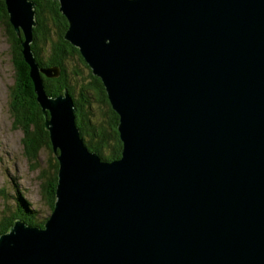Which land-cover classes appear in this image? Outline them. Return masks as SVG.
<instances>
[{
    "label": "water",
    "instance_id": "obj_1",
    "mask_svg": "<svg viewBox=\"0 0 264 264\" xmlns=\"http://www.w3.org/2000/svg\"><path fill=\"white\" fill-rule=\"evenodd\" d=\"M4 1L60 152L45 228L14 220L0 264H264V0H59L118 114L112 161L45 93L34 4Z\"/></svg>",
    "mask_w": 264,
    "mask_h": 264
},
{
    "label": "trees",
    "instance_id": "obj_2",
    "mask_svg": "<svg viewBox=\"0 0 264 264\" xmlns=\"http://www.w3.org/2000/svg\"><path fill=\"white\" fill-rule=\"evenodd\" d=\"M37 6H41V15L36 16L37 25L32 30V41L30 48L33 50L36 61L40 66L60 68L58 76H46L40 72V78L44 85V90L51 97L58 96L68 90L72 96L75 112V124L79 128L80 135L83 138L88 149L94 150L102 159L114 160L121 156L122 141L117 130L118 115L112 108L107 96L106 88L100 77L94 75L79 52L78 48L73 46L64 38L65 30L68 26L67 18L60 12L58 1L54 0H33ZM0 0V13L2 14L4 2ZM44 7V9L42 8ZM3 9V10H2ZM53 26V27H52ZM9 36L13 40L12 48L14 57H18V74L17 87L21 90V97L18 96L11 103L9 110L14 118V125L20 127L23 132L21 141L23 151L27 156L36 161L35 154L37 148L45 145L50 150L53 148L50 140L49 132L44 125L45 116L42 111V106L36 100V92L34 82L30 76L29 68L22 53L20 45L21 38L17 36L14 27L9 25ZM53 28V29H52ZM52 30V31H51ZM53 33V35H52ZM24 37V36H23ZM74 60L73 68L68 71L67 60ZM80 65V67L78 66ZM75 81L70 83L69 76ZM77 94L79 97H74ZM87 105L83 107V104ZM96 103L101 110L102 120L97 121L91 116L90 110L95 108ZM82 107H81V106ZM104 105L107 109H104ZM30 125L34 126V130H27ZM37 135V138L33 137ZM32 135V137H31ZM38 137L41 139L37 142ZM35 142H37L35 144ZM52 163V164H51ZM50 167L53 171H48V180L46 186L47 194L49 195L48 207L50 211L55 206V188L58 180L57 171L59 170L58 163L50 162ZM47 177V176H46ZM23 213L20 219L27 221V218L32 214L24 206ZM44 220L38 225L44 227ZM10 226V225H9ZM45 228V227H44ZM5 227L2 231H5Z\"/></svg>",
    "mask_w": 264,
    "mask_h": 264
},
{
    "label": "rangeland",
    "instance_id": "obj_3",
    "mask_svg": "<svg viewBox=\"0 0 264 264\" xmlns=\"http://www.w3.org/2000/svg\"><path fill=\"white\" fill-rule=\"evenodd\" d=\"M28 1L34 4L32 10L35 24L31 27V30H33L34 26L37 25L36 16L41 15L43 12H41V6H37L35 1ZM57 1L60 4L59 0ZM3 2L5 10L2 9L3 13H0V234H5L10 227L9 225H11L14 220L19 219L20 215L23 213L22 206L32 213L27 218L29 222H26L27 225L31 227H41L38 224L43 220V223H45L49 218L52 210L50 211L48 207L49 195L45 190L49 182L48 171H53V168L50 167L52 164H50V162L53 160V164L55 161L58 163L56 156H58L60 152L57 148L53 153L52 149L50 150L45 145H41L37 148L38 151L35 154V161L33 157L30 159L23 151V144L21 141L23 132L20 127L14 125V118L9 110L13 100L18 96L21 97V90L17 87L19 86L17 85V61L19 59L18 57H14L12 48L13 40L9 36V25H11V21L8 17L5 1L3 0ZM42 8L44 9V7ZM19 34L21 38L20 42L23 43L24 37L21 29ZM66 64L68 65V71L71 73L70 69L73 68L74 60L68 59ZM78 66L80 67V65ZM41 67L44 66L39 65V68ZM56 67L59 68L58 66ZM68 76L70 83H74L75 81L70 75ZM76 96L79 97L75 94L74 97ZM98 105L99 104L96 103L95 108H92L90 113L94 119L100 121L102 120L101 110L103 107H99ZM104 109H107L106 105H104ZM27 130L33 131L34 126L30 125L27 127ZM34 138H37L36 134L33 137V141ZM40 140L41 139L38 137L37 142ZM37 142H35V144ZM88 150L90 152L94 151L90 148ZM100 159L109 161L107 159ZM4 227L7 230L4 229L5 231H2Z\"/></svg>",
    "mask_w": 264,
    "mask_h": 264
},
{
    "label": "bare ground",
    "instance_id": "obj_4",
    "mask_svg": "<svg viewBox=\"0 0 264 264\" xmlns=\"http://www.w3.org/2000/svg\"><path fill=\"white\" fill-rule=\"evenodd\" d=\"M118 115V114H117ZM110 161V160H109ZM18 221L22 222V223H26L25 221L21 220L20 218L18 219ZM27 224V223H26ZM45 227V226H44ZM44 227H40L41 229H43Z\"/></svg>",
    "mask_w": 264,
    "mask_h": 264
},
{
    "label": "flooded vegetation",
    "instance_id": "obj_5",
    "mask_svg": "<svg viewBox=\"0 0 264 264\" xmlns=\"http://www.w3.org/2000/svg\"><path fill=\"white\" fill-rule=\"evenodd\" d=\"M80 98V97H79ZM87 105V102H85L84 104H83V107H85ZM81 106V105H80ZM82 107V106H81Z\"/></svg>",
    "mask_w": 264,
    "mask_h": 264
}]
</instances>
